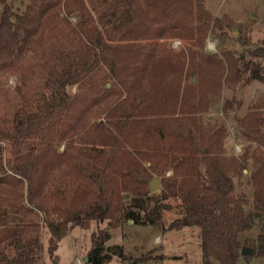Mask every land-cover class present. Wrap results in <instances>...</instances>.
<instances>
[{
    "label": "rangeland",
    "instance_id": "374dc122",
    "mask_svg": "<svg viewBox=\"0 0 264 264\" xmlns=\"http://www.w3.org/2000/svg\"><path fill=\"white\" fill-rule=\"evenodd\" d=\"M115 1L61 0V5L43 15L28 37L23 38L26 33L21 32L20 47L10 57L0 58V126L11 124L22 107L34 110L35 103L50 91L51 78L59 75L61 61L89 41L87 34L99 28L106 47L113 50L118 46L124 57L131 52L123 49L126 44L141 41L147 51L155 43L157 57L170 53L173 60L183 61L185 69L180 85L193 84L191 94L185 96L184 106L187 105L183 113H175L179 120L174 124L167 128L152 126L149 137L135 136L121 152L115 153L106 145L86 140L82 132L101 120L109 125L106 106L119 99L128 98L119 104L116 117L129 115L131 103L135 105L142 95L127 90L113 75L107 76L109 67L101 60L84 81L68 84L71 107L58 127L51 130L50 139L61 161L50 170L42 188L45 211L24 206L25 186L8 169L10 145L0 140V179L6 180V184L0 185V247L6 244L4 235L18 229L26 238L40 239L41 256L50 264L46 221L55 224L65 221L67 231L55 250L59 264H88L90 233L103 229H107L110 237L104 248L118 245L125 254L122 259L113 256L106 264H201L200 228L195 225L168 228L180 215L172 198L171 209L164 212L162 222L155 224L136 225L131 220L111 223L107 215L100 219L91 217V213L101 211L107 202L112 206L129 204L137 184L148 186L154 176L159 178L160 187L154 192L149 190V194H158L166 179L178 182L190 169L196 170L194 177L200 185L207 183L213 154L232 177L233 196L243 200L245 213L253 217L250 228L239 233L242 246L251 252L244 254L247 258L242 254L237 264H264V256L258 255L256 248L257 238L264 232V208L254 203L252 181L254 169L264 166V138L259 133L264 131V123L258 132L243 120L245 115L259 109L264 117V82L248 77L256 63L260 62L264 68V0H202L205 11L219 25L200 44L168 33L152 36L154 24L148 27L146 36L144 29L149 22L142 17L146 12L142 0L134 3L139 19L132 27L133 36L125 34L124 27L114 29L105 17L114 11ZM32 2L8 0L14 13L19 14ZM33 14H38L37 9ZM225 54L237 58L242 73V79L231 85L221 78L226 71ZM246 62L250 63L248 70ZM198 63L201 73L197 70ZM123 64L124 60L117 61L113 67L118 69ZM122 76L127 77L126 73ZM105 87L110 90L104 91ZM125 149L132 154L126 156ZM136 160L132 171L127 170Z\"/></svg>",
    "mask_w": 264,
    "mask_h": 264
},
{
    "label": "trees",
    "instance_id": "16d2710c",
    "mask_svg": "<svg viewBox=\"0 0 264 264\" xmlns=\"http://www.w3.org/2000/svg\"><path fill=\"white\" fill-rule=\"evenodd\" d=\"M135 1L116 0L114 11L105 20L114 29L124 27V33L131 36L132 27L139 19L138 11L134 7ZM142 1L146 6L142 17L149 22L144 29L146 36L150 31L148 27L154 24L152 36L162 37L168 33L188 37L194 44H200L208 32L219 25V21L205 11L202 0ZM60 3L61 0H33L31 6L19 14L14 13L8 0H0V58L10 57L20 47L21 32L26 33L23 38L28 37L37 23L41 22L43 15L61 5ZM35 9L38 11L37 15L33 14ZM102 32L99 28L87 34L89 41L65 56L60 63L59 75L51 78L50 91L35 103L34 110L22 107L17 110L11 124L0 126V140H6L10 145L11 157L7 159L6 165L13 177L21 182V186H25L24 206L28 210L45 211L42 188L50 170L61 161V155L55 151L54 141L51 142L50 136L51 130L58 127L60 120L71 107V97L66 87L70 83L84 81L99 66L100 60L109 67L110 73L107 76L113 75L119 83L127 86V90H134L135 95H142V98L135 105L131 103V113L123 118H117L116 114L119 104L126 102L128 98L119 99L114 105L106 106L105 116L110 126L103 120L86 126L82 132V137L86 140L106 145L115 153L121 152L120 149L135 136L149 137L150 127L165 125L167 128L174 124L179 120L175 113H183L187 105L184 106L185 96L191 94L193 84L184 87L180 85L185 69L183 61L177 58L173 60L170 53L157 57L154 52L155 43L147 51L141 41L126 44L123 49L131 52L124 57L118 46L113 48L114 51L106 47ZM122 60L125 64L114 69L113 64ZM259 63L251 68L248 77L264 82V68ZM196 65L201 73L200 63ZM249 65V62L245 63V70L250 68ZM224 67L226 71L221 73V78L225 83L231 85L242 79L236 57L225 54ZM123 73L127 77H123ZM104 89L110 90L107 87ZM260 106L263 107L262 104ZM259 110H254L243 118L251 130L258 132V127L264 123V117L259 114ZM259 133L264 138V131ZM123 152L126 156L132 154L127 149ZM210 160L207 183L199 184L194 177L195 169L183 173L178 182L175 179H166L158 194H149L148 186L138 183L129 204L121 202L112 206L107 202L101 211L91 213V217L101 219L107 215L112 219L111 223H119L121 220H131L136 225L160 223L164 212L173 205L170 202L172 198L176 200L175 206L180 215L171 221L168 228L179 229L188 225L200 228V249L203 253L201 264H237L242 256L239 233L250 228L253 217L245 213L243 200L233 196L232 177L228 169L219 162L216 155L212 154ZM137 162L136 160L130 164L131 167L127 170L132 171V166ZM252 181L254 203L264 208L263 165L254 169ZM3 184H6V180L0 179V185ZM46 222L47 256L51 260L50 264H59V256L55 250L58 241L67 231V224L65 221L58 224L48 220ZM4 238L6 244L3 248L0 247V264H46L41 256L43 246L40 239L26 238L18 229L8 231ZM90 238L88 264H106L113 256L121 259L125 257L121 246L111 245L104 248L105 241L110 238L107 229L92 231ZM256 248L257 254L264 256V232L258 236ZM243 257L247 258L246 255Z\"/></svg>",
    "mask_w": 264,
    "mask_h": 264
},
{
    "label": "water",
    "instance_id": "95a60500",
    "mask_svg": "<svg viewBox=\"0 0 264 264\" xmlns=\"http://www.w3.org/2000/svg\"><path fill=\"white\" fill-rule=\"evenodd\" d=\"M191 81H194V77L191 79ZM148 186L151 192L156 191L160 187L159 178L157 176H154L151 180H149ZM240 251H241V254H249L251 252V250H249L246 246H241Z\"/></svg>",
    "mask_w": 264,
    "mask_h": 264
}]
</instances>
